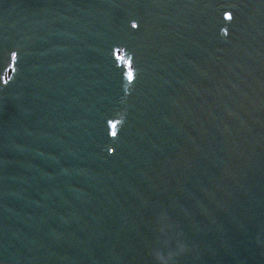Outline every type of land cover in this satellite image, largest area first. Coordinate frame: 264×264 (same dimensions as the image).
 I'll list each match as a JSON object with an SVG mask.
<instances>
[{"label": "water", "instance_id": "water-1", "mask_svg": "<svg viewBox=\"0 0 264 264\" xmlns=\"http://www.w3.org/2000/svg\"><path fill=\"white\" fill-rule=\"evenodd\" d=\"M9 2L0 264H264V0Z\"/></svg>", "mask_w": 264, "mask_h": 264}, {"label": "flooded vegetation", "instance_id": "flooded-vegetation-1", "mask_svg": "<svg viewBox=\"0 0 264 264\" xmlns=\"http://www.w3.org/2000/svg\"><path fill=\"white\" fill-rule=\"evenodd\" d=\"M10 2H9V8H6V9H8V10H10V12L12 11V4H11V2H12V0H9ZM0 2H1V0H0ZM5 2H7V0H5ZM0 9H1V6H0ZM10 16H9V23L11 24L12 23V18H13V15H12V12H11V14H9ZM21 22H22V20H21ZM0 40H28V38L27 37H21V39H17V38H13V37H0ZM11 67L9 66V67H7L5 70H4V76L5 77H8L9 75H10V73H11Z\"/></svg>", "mask_w": 264, "mask_h": 264}]
</instances>
